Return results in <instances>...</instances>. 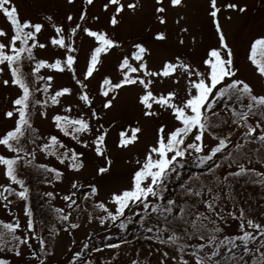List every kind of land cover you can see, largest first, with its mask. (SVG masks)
Listing matches in <instances>:
<instances>
[{
	"label": "rangeland",
	"instance_id": "374dc122",
	"mask_svg": "<svg viewBox=\"0 0 264 264\" xmlns=\"http://www.w3.org/2000/svg\"><path fill=\"white\" fill-rule=\"evenodd\" d=\"M12 2L17 5L21 20L29 18L33 22L39 21L44 25L37 34V39L44 42V47H40L39 44L33 46L36 58L48 59L51 62L57 56L63 59L64 53L68 51L76 56L72 69L54 70L46 66L40 69L42 79L48 75L53 76L51 81H47L51 85L50 93L63 86L70 87L72 91L59 97L57 104L48 103L43 106L40 104L34 110V125L38 135L37 142L32 145V151L36 161L62 169L60 179H55L48 170L49 174L46 175L45 180H50L51 183H45L44 188L47 193H53L50 199L56 215L58 216L56 209H62L69 215L70 221L77 226L72 228L69 224V227L65 228V221L60 219L63 221V225H54L53 243L51 246H44L40 251L42 260L37 261L36 256L29 255L30 246L35 250L37 242L36 238L30 235L31 230L25 226L27 214L24 212L22 198L7 200L5 197L7 190L0 188V193H3L5 197V199H0V219L12 222L14 217V222L21 225L16 231L20 235L28 234L30 240V242H21L20 255L0 246V256L10 258L11 264H83V261H89V264H133V262L135 264H185V261L180 260V256H184L189 264H195L192 253L186 254L174 246L167 245L166 248L156 246L149 249L140 245L139 242H122L119 246L111 247L110 245L114 243L112 241L107 244L101 243L103 247L99 245L89 248L88 245L85 246V241L94 237L95 240L103 242L108 240L106 238L120 233L121 229L115 221L106 222L103 225L99 223V217L104 214V210L97 208L94 201H106L109 208L114 210V203L108 200L109 194L129 186L131 175L142 162L146 151H148V145L153 144L157 138L159 124L164 123L169 129L175 126L174 114H170V111L165 110L158 102L153 103L155 112L152 115L144 114V108L138 100L143 86L138 82L121 86L115 97L109 96L113 99L112 105L104 108L105 96L99 90L104 76L111 77L113 82L121 77L122 70L118 68V64L124 55H128L130 62L138 68L139 62L131 57L132 45L136 42H142L148 49L144 55L146 67L154 72H160L165 60L174 61L179 56L185 62L196 66L195 69H192L193 72L199 69L204 73L209 68L204 64V60L211 58L209 50L212 47L218 48L222 55L227 54V50L219 43V35L210 15L209 0H182L181 4L176 6H173L170 0H136L133 8L127 7L130 0H120V3H123L125 7L120 13H115L117 16L115 25L110 23L115 6L112 4H109L108 8L103 6L108 3V0H91V2L89 0H12ZM228 3L244 4L247 7L244 11H240L239 8H225L224 5ZM158 4L163 5L162 12L156 11ZM217 7L218 22L225 41L231 49L234 66L238 69L234 76L247 81L254 94H264V77L256 71V65L248 58L251 41L258 35H264V0H217ZM81 11L85 12L83 20L80 19ZM68 13L72 14L71 21L67 19ZM161 15L165 17L164 22L159 20ZM47 16H51L53 20L48 21ZM53 22L62 24L64 29L62 34L71 35V41L66 40V42L73 43V50H67L51 43L49 37L56 34L52 27ZM77 23H80L81 27L75 33H68V29ZM84 26L103 30L108 36L121 42L118 46H112L107 53L101 54L98 67L89 77H83V71L86 70L91 48L98 41L83 32ZM0 28H3L7 33V35H0V42L7 45L12 31L10 23L2 11H0ZM156 31H163L165 36L156 38L154 35ZM0 69H3L0 71V134H3L8 128L14 126V118L5 117L3 113L16 107L12 104V100L20 94V90L11 82L3 83L5 79L10 81L11 78L6 61L0 63ZM74 75L82 83L77 84L73 79ZM130 75H144V71L132 72ZM145 78L152 81L149 87L155 94H166L171 90L177 92L178 96L185 95L187 80L190 79L187 77V73L182 72L179 68L168 76H164L163 73L158 76L148 74ZM82 90L89 94L91 103H84L80 100L79 93ZM42 92L40 87V94H38L40 100H44V96L46 97ZM65 105H69V107L66 108ZM42 107L46 115H42ZM92 108H95L100 116L92 117L90 114ZM58 112L74 116L82 115L83 118L90 121L92 131L81 133V138L87 139L89 145L92 144V137L95 134L104 132L102 154L95 152L94 145L90 147L81 144L79 139L73 140L59 132L55 128V122L51 120V116ZM262 119L264 120V114ZM247 124H251L256 129L254 135L264 131V128L258 126L251 116H247L245 122L236 125L235 132L231 135L241 137L237 139L238 142L244 139L242 133L246 131ZM132 127L139 129L136 139L125 146H120L118 141L121 130H125L126 135H131ZM50 134H56L64 141V144L60 146L61 151L63 147H68L83 153V156L79 158L83 161L80 169L67 167V162H61L55 156L45 153L43 149L39 148V145L45 143ZM226 134L219 132L216 137H213L205 132L202 137L203 151L207 152L211 146L218 142L220 135ZM193 138L194 136L190 135L186 137V140ZM0 153L12 155L11 150L6 149L2 144H0ZM178 159L196 164L190 155L185 158L178 157ZM245 161L255 171L264 173V165L251 160V158ZM101 166L106 167V171L103 173L97 171ZM72 181H76V184H73ZM5 183H10V181L4 175L3 165H0V185ZM91 185H96L98 192L94 196L85 197L83 193L88 191ZM12 186L18 187L15 183ZM212 192L206 193L204 199H208ZM65 195L70 196V201L64 199ZM206 207L202 203L201 210ZM215 209L222 215L226 209L235 210L238 213L236 218L229 217V223L220 222V235L238 233L240 209H243L246 218L251 217L254 221L264 225V220L254 215L251 208L244 205L237 206L229 199L221 198L215 205ZM129 211L136 213V209L133 207L130 210L126 209L123 216H127ZM263 212L261 210L260 215ZM89 215L93 219L89 220ZM140 217L138 216L137 221L140 220ZM152 224L153 227L159 226L153 220ZM245 226L246 230L255 231L247 226L246 219ZM141 230L145 232L143 238L146 236L151 238L152 233H155L146 230V227ZM164 235L167 237L166 234ZM197 237L188 240L189 236L186 238L182 236L180 240L185 238L186 241L188 240L187 244L194 246L195 243L201 242ZM250 246L256 247L257 242H252ZM260 250L264 251V247H261ZM77 251H81L83 255L78 257L77 261H72L71 257ZM245 260L248 264H252L250 255L245 256Z\"/></svg>",
	"mask_w": 264,
	"mask_h": 264
},
{
	"label": "snow or ice",
	"instance_id": "6c2138e0",
	"mask_svg": "<svg viewBox=\"0 0 264 264\" xmlns=\"http://www.w3.org/2000/svg\"><path fill=\"white\" fill-rule=\"evenodd\" d=\"M91 2V0H89ZM182 0H170L173 6L181 4ZM210 3V15L215 24L216 32L219 35V43L227 50L226 55H222L221 51L212 47L209 50V57L204 60V64L209 68L204 72H200L195 69L196 66L182 60L179 56L174 61L165 60L160 72H154L152 69L146 67V61L144 59L145 53L148 49L142 42H136L132 45L131 57L136 62H139L138 68L134 67L130 62L128 55H124L118 68L122 70V75L115 82L111 77L104 76L100 92L104 94L103 100L104 108H108L112 105L113 99L117 95V90L121 86L131 85L133 83H139L143 86V90L138 95V100L144 108L145 115H152L155 112L153 107L154 102H158L165 110H169L170 114H174L175 126L171 129L164 123L159 124L157 128V138L153 144L148 145V151H146L142 162L136 167L130 178V184L128 187H124L118 191H113L109 194L108 200L114 203V210L109 208L106 201L96 200L95 206L104 210V214L99 217V223L101 225L112 222H117L119 229H124L129 220L135 215V212L129 211L127 216H123L126 209H132L135 207L136 211L144 213L137 221L141 228L154 231L157 235L153 236L154 239H160L159 233L165 227H168L171 232L166 237L167 242H174L175 245H180L181 237H199L200 243H195L191 248L193 259L195 264H248L245 260V256H251L252 264H264V251H261V247H264V225L254 221L251 217H245L243 209L239 211V230L238 233L220 235L221 225L220 222L229 223V217L236 218L238 213L235 210L226 209L222 215L219 211H216L215 205L220 201L221 197L218 192H212V195L208 199H204L202 203L207 207L204 210H196L195 204H188L184 199H181L177 204L175 198H165L161 200V197L166 196L165 188L167 181L172 176H179L180 172L178 166L183 163L182 159L187 156H191L196 164L205 165V171H207L214 181L223 182L227 185V177L239 178L244 174L255 173V169H250L245 166L243 162L245 153L242 151V142L232 144L228 139L232 135L231 132L226 135H220L218 142L211 148L204 152L202 137L206 131H210L213 137L217 136L215 131H212L213 123L219 126L222 120L218 119L220 116L219 111H213L214 105L221 99L225 101H231V103L225 104V111L231 110V117L238 124L245 122V117L249 116L252 112H264V94H254L251 85L242 78H236L234 74L238 69L234 66L231 49L225 41L223 31L217 19L218 7L217 0H209ZM109 4L115 6L114 14L110 18V23L115 25L117 23V16L115 13H120L125 7L120 0H108V3L104 4V8H108ZM136 4V0H130L127 4L128 8H133ZM225 8H239L240 11H244L247 7L244 4L228 3L224 5ZM164 10L163 5L158 4L156 11L162 12ZM0 11L6 16L7 21L10 23L12 35L5 45L0 42V63H7V67L10 71V81L5 79L4 84H11L18 86L20 94L16 95L12 100V104L16 107L14 109L6 110L3 115L5 117L14 118V126L8 128L3 134H0V144L15 153H23L25 151L21 140L26 137L32 139L36 135V129L32 126V121L29 116L30 102L34 101L33 88L30 86L29 80L26 78V74L22 69L21 61L25 56L31 59V75L35 77V80L39 81L42 77L39 74V70L43 67H47L54 70H63L65 68L72 69L73 62L76 56L71 54V51L65 52L63 59L57 56L53 61L43 58H33L34 49L33 46L39 44L40 47H44V42L37 39V34L43 28V24L39 21L33 22L29 18L21 20L18 13L17 5L12 0H0ZM85 12H80V19L83 20ZM48 21H52L51 16H47ZM67 19L71 21L73 19L72 14L68 13ZM160 22H164L165 17L159 16ZM52 27L55 29V35L49 37L50 41L54 45H59L64 49L73 50L74 45L71 41V35L62 34L64 29L60 23H52ZM80 23H77L74 27L68 29V33H75L80 28ZM83 32L89 34L95 38L98 43L90 50V55L87 60L86 70L83 71V77H89L93 74L94 69L98 67V62L101 59L102 53H107L109 49L114 45H120L121 42L108 36L103 30H95L91 27L84 26ZM0 35H7L3 28H0ZM156 38H163L165 33L163 31H156L154 33ZM18 42V43H17ZM251 62L256 65V71L264 77V35L256 36L250 44L249 57ZM177 68L182 72L187 73V88L185 95L178 96L177 92L167 91L166 94H155L149 87L152 83L151 80H146L148 74L158 76L163 73L164 76H168L174 73ZM144 71V75H130L132 72ZM3 71V69H0ZM46 81H51L53 76L48 75L43 77ZM73 79L77 84L82 83L80 79H76L75 75ZM40 87L46 95V99L38 102L39 104L46 105L48 103L57 104L59 97L63 94L70 93L72 89L67 86L59 87L54 92H49L51 85L49 83H41ZM80 100L84 103H91L89 94L86 91H80ZM246 99V103H244ZM234 105H238L239 109ZM69 107V105H65ZM42 115L44 113L43 107L41 108ZM91 116L98 117L100 113L95 109H91ZM51 120L55 122V128L59 132L64 133L66 136L73 140L79 139V143L89 145L87 139L81 138V133L91 132V125L88 119L83 118L82 115L74 116L63 113H56L51 116ZM258 126L264 128V124ZM138 128H131V135H126L125 130H121L120 139L118 144L120 146L127 145L130 141L136 139V133ZM256 132V129L247 124L246 131L242 133L244 140L255 139L258 145L261 147V152L264 153V131H260L255 136L252 134ZM190 135L194 136L191 140H186V137ZM104 132H99L92 137V144L97 154H102V144L104 142ZM64 144L56 134H50L47 136L46 142L41 143L39 148L43 149L45 153L55 156L61 162H67V167L72 169H80L83 161L79 159L83 156V153L78 152L74 148L63 147L62 151L60 146ZM231 146L233 150H227L226 146ZM225 149L227 151L226 157L223 159L215 160L211 167L206 166V162L213 158L214 154L219 150ZM251 155V153H248ZM261 163H264V155L257 157ZM226 161H231L236 164L234 171H230L225 174L223 178H217L215 176L216 170L220 165ZM23 163L25 166H35L39 169L45 170V175L50 173L55 179H60V173L62 169L54 167L47 163L37 164L34 160L22 158L20 155H6L0 153V165H3L4 175L8 178L10 183L0 185V188L6 189L9 193H14L25 201L28 199L29 187L26 180L18 174L19 166ZM110 162V158H109ZM175 170V171H174ZM98 172L103 173L106 171L105 166H101ZM257 176L264 177V173H255ZM51 183L50 180L45 181ZM15 183L19 187H13ZM76 184V181H72ZM191 183L193 186L188 187ZM197 184L199 188L195 187ZM182 193L186 199L191 198V194L200 196L204 190V178L198 176L193 172L188 180L181 186ZM211 192L212 190L209 189ZM225 191H228L225 188ZM98 192L96 185H91L89 190L84 192L85 197L94 196ZM48 196H52L53 193H46ZM0 199H5L3 193H0ZM65 200L70 201V196L65 195ZM174 209H178L175 215L179 216V220L173 221L179 228L181 221L183 225H190V230H173L171 225H166L161 222L158 227H153L152 220L155 214L158 213L161 218H172ZM24 212L27 214L26 228L31 230L30 235L35 237L39 242V247L44 248L45 239L42 235H38L35 231V219L32 210L27 203L24 204ZM56 212L58 217L65 221L64 227L68 228L69 224L72 228L77 225L72 223L69 219V215L64 213L62 209L57 208ZM151 213L152 215H148ZM207 213V215H206ZM214 213V215H213ZM89 220L93 219L89 215ZM246 224L248 227L255 229V231L246 230ZM5 221L0 219V246H4L5 250H11L16 255H20L21 242H28L29 235H20L16 230L21 227L18 222ZM111 235V233H109ZM257 238H259L257 240ZM256 241L257 246L251 247V243ZM122 243L117 239L114 241L111 247L119 246ZM87 242L85 241V246ZM30 246V245H29ZM103 247V245H101ZM182 247V245H180ZM223 248V258H217L218 253ZM30 256L35 257L36 252H30ZM83 253L81 251L75 252L72 255V261H77L78 257H81ZM115 255V253H114ZM175 259V257H174ZM181 261H185V264H189L184 256H180ZM0 264H11L10 258L0 256ZM83 264H89V261H83ZM135 264V262H133Z\"/></svg>",
	"mask_w": 264,
	"mask_h": 264
},
{
	"label": "trees",
	"instance_id": "16d2710c",
	"mask_svg": "<svg viewBox=\"0 0 264 264\" xmlns=\"http://www.w3.org/2000/svg\"><path fill=\"white\" fill-rule=\"evenodd\" d=\"M33 58H36L35 56ZM21 66L23 71L26 74V78L30 82V86L33 88V97L34 101H40L38 94H40V84L41 83H48L46 80L41 79L39 81L35 80V77L31 75V67L32 61L31 59L27 58V56L24 57V59L21 61ZM40 74V70H39ZM41 76V75H40ZM38 84V86H36ZM43 96H44V92ZM46 97L44 96V99ZM30 102L29 106V116L32 121V126L35 128L34 125V110L38 105H40L38 102ZM246 99L244 103H246ZM231 103V101H225L224 99L219 100L215 105L213 111H219L220 116L218 119L222 120V123L217 126L215 122L213 123L212 131H215L216 133L219 132H225L229 133L231 132L232 135L235 132L236 125L238 124L234 119L231 117V110L225 111V104ZM239 109L238 105H234ZM264 112H252L250 111L249 116H251L256 122H259L260 124H264L263 118ZM258 124V123H257ZM36 129V128H35ZM208 134H211L210 131H206ZM37 131L36 135L32 139H28L27 136L22 138L21 143L25 149L23 153H15L11 151L12 155H20L22 158H27L34 160L37 164H41L40 162L36 161L35 155L32 151V145H34L37 142ZM255 136L254 134H252ZM243 137V136H242ZM241 137L229 136L228 139L231 141L232 144L238 143V140ZM242 142V151L245 153L244 163L245 166L253 169L248 166L246 159L254 160L255 162L260 163L261 165H264V163H261V161L257 158L259 155H264V153L261 152V147L258 145V142L253 138L251 140H240ZM227 150H233L231 149V146H226ZM248 153H251L249 155ZM227 151L225 149L219 150L217 153L214 154L213 158H211L210 161L206 162L207 167H211V164L218 159H223L226 157ZM233 166L234 168L230 167ZM237 165L233 164L231 161H226L222 165L218 167L216 170L215 176L219 178L225 177V174L234 171L235 167ZM229 168V169H228ZM180 172L179 176H172L171 179L167 181V185L165 188L166 196L161 197V200H164L165 198H175L177 204H179L181 199H184L186 203L188 204H195L196 210H201L202 207V200H204V195L206 193H210L209 189L215 190V192H218L221 198L229 199V201H233L236 203L237 206H245L251 208V211L254 215L259 217V219L264 220V212L260 215V211H264V177L257 176L255 173H261L255 171V173L252 174H244L243 176L236 178V177H227L228 183L227 185L223 184V182H217L214 181L212 176L205 171V165H199V164H192L190 162L184 161L183 163L178 166V169ZM175 171V170H174ZM195 172L200 176L201 178H204V190L201 192L200 196H196L194 193L191 194L190 199H186L184 194L181 190V185L185 183L186 180H188V177L191 176V174ZM18 174L22 176L29 187V194L28 199L25 201L22 198L23 205L27 203L32 210L34 214L35 219V231L38 235H42L46 241L45 247L51 246L53 243V236L55 231V226H62L63 221H60V218L56 215L54 206L52 204V201L50 199V196L46 195V190L44 188V184L46 183L45 178V170L39 169L35 166H25L21 162L19 166ZM188 187L193 186L191 183L186 185ZM19 187V186H18ZM195 187L199 188L200 185L197 184ZM225 188L228 189V191H225ZM212 192V191H211ZM5 197L7 200L17 199L20 198L14 193H9L8 191L5 192ZM244 202V204H243ZM241 204V205H239ZM178 212V209H174V214H172V218L169 219L168 217L161 218L158 213L155 214V217L153 218V221H155L158 225L163 222L166 225H171L173 230H190V225H187L186 228L183 225V222L181 221L179 228L176 224L173 223V221L179 220V216L175 215V213ZM144 213L136 211L135 215L132 217L131 220H129L128 224H126L124 229H121L119 234H116L115 236H111L109 238H106L108 240H104L103 242H100L98 240H95L94 237H91V239L87 240V245L89 248H94L95 246L101 245V243H108V242H114L115 240L119 239L122 242H136L140 245L146 246L150 249V247H159V248H166L168 245L174 246L179 251L187 253H192L191 248L193 246H190L186 242L190 240L191 238H194L192 236H189L188 240H180V245H175L174 242H167L166 234L167 236L171 234L168 227H165L161 233H159L160 239H154L153 236L157 235V233H152L151 238L145 237V232H142V228L139 227V223L137 222L138 216H142ZM148 215H152L149 213ZM118 225V223L116 222ZM147 235V234H146ZM199 237H197L198 239ZM30 242V240L28 241ZM37 245L35 247V250L30 246L31 252H36V258H38L37 261L42 260L40 257V251L42 248L39 247V242L36 239ZM47 253V252H45ZM44 256L43 254H41ZM223 248L218 253L217 258H223ZM227 264V262H225Z\"/></svg>",
	"mask_w": 264,
	"mask_h": 264
}]
</instances>
